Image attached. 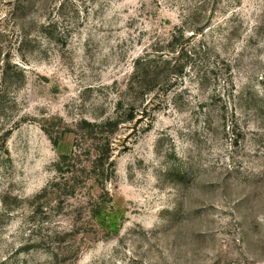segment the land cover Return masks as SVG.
Listing matches in <instances>:
<instances>
[{"label":"rangeland","instance_id":"obj_1","mask_svg":"<svg viewBox=\"0 0 264 264\" xmlns=\"http://www.w3.org/2000/svg\"><path fill=\"white\" fill-rule=\"evenodd\" d=\"M0 264H264V0H0Z\"/></svg>","mask_w":264,"mask_h":264},{"label":"trees","instance_id":"obj_2","mask_svg":"<svg viewBox=\"0 0 264 264\" xmlns=\"http://www.w3.org/2000/svg\"><path fill=\"white\" fill-rule=\"evenodd\" d=\"M174 41L176 42V36H173L172 38V43H174ZM171 50H173V48ZM156 51L160 52L162 50L156 49ZM163 53L165 52H162V54ZM145 54L146 56L144 55L143 57H139L134 65V69H135L134 74L138 76L139 83H140L142 90H144L145 87H148L154 84L155 82H157L160 77V69H159L160 67H158L157 61L155 59H148V52H146ZM123 107H124L123 102L120 101L117 105L116 110L119 112L120 109H122ZM132 118L133 116H131V119ZM121 123L122 121L120 117L117 116L115 118H110L103 122L95 123L91 125V127L92 129H94V131H96V133L101 134V137H104V134H108V133H105L106 130H108V128L114 127V130H115ZM111 132H113V130ZM97 152H100V150H97Z\"/></svg>","mask_w":264,"mask_h":264}]
</instances>
